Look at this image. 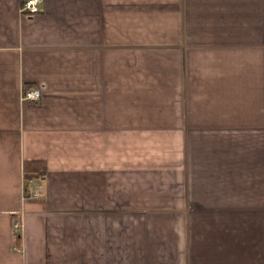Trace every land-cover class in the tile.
<instances>
[{"label": "crops", "instance_id": "obj_1", "mask_svg": "<svg viewBox=\"0 0 264 264\" xmlns=\"http://www.w3.org/2000/svg\"><path fill=\"white\" fill-rule=\"evenodd\" d=\"M20 4L0 0V264H264V0Z\"/></svg>", "mask_w": 264, "mask_h": 264}, {"label": "built area", "instance_id": "obj_2", "mask_svg": "<svg viewBox=\"0 0 264 264\" xmlns=\"http://www.w3.org/2000/svg\"><path fill=\"white\" fill-rule=\"evenodd\" d=\"M44 0H21L20 13L24 16H34L42 11ZM42 92L40 88L24 89L21 93L22 102L38 103L41 100ZM44 192V186L36 177L24 178V200L38 199ZM13 228L19 232L21 222L16 220Z\"/></svg>", "mask_w": 264, "mask_h": 264}, {"label": "trees", "instance_id": "obj_3", "mask_svg": "<svg viewBox=\"0 0 264 264\" xmlns=\"http://www.w3.org/2000/svg\"><path fill=\"white\" fill-rule=\"evenodd\" d=\"M31 176H27V178H30Z\"/></svg>", "mask_w": 264, "mask_h": 264}]
</instances>
